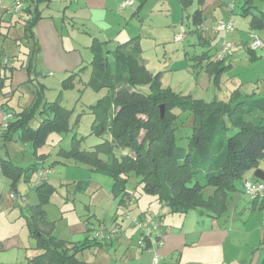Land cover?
I'll return each instance as SVG.
<instances>
[{"label":"rangeland","instance_id":"rangeland-1","mask_svg":"<svg viewBox=\"0 0 264 264\" xmlns=\"http://www.w3.org/2000/svg\"><path fill=\"white\" fill-rule=\"evenodd\" d=\"M231 4H234V10L230 9ZM245 4L250 6L251 12L264 11V0H224L223 4L221 1L219 4L216 2L211 8H208L204 14H208V22L211 21L212 16L215 17L212 20V27H215L216 35L211 39L208 37L204 44L201 43L203 39L200 41V38L196 36V34H201V31L193 32L194 27L191 24V14L197 7H200L199 4L193 2L186 10H182L177 0H163L157 8L150 9L153 10L149 12L151 18L146 19L152 21L153 24L150 28L157 31L159 37V39H154L152 34H148L144 39L142 50L147 68L154 75L160 71L159 77L163 87L169 86L176 92L191 94L193 97L203 98L207 101L217 98L228 102L232 91L248 95V98L264 96V46L257 50L252 49L254 53L251 52V48L242 45L235 46L233 53L224 58L218 73L207 72L205 67H202L203 65L196 64L194 58L195 55L208 51L212 55V59H215L217 50L225 41L235 43V40L237 41L239 38L237 35L241 32L247 36L248 41L250 33L253 32L264 43V28L247 30L245 23L249 16L241 14V6ZM188 15L190 18L187 17ZM164 16L168 19L170 16L173 19L177 18L178 23L183 18V28L186 30L187 38L181 39L182 41L175 38L174 40L172 33L168 30L164 32L161 27V24L166 21ZM218 19L233 20L235 29L226 31L217 28L216 21ZM20 34H22V25L17 23L11 29L9 36L16 37ZM19 41H22V44L12 43L7 39L4 45L2 44L3 47L1 46L0 54H4L6 58H14V62L18 61V59L15 60L17 54L14 53L18 50H25L23 40ZM108 47L109 44L106 43V48ZM88 63L85 62L83 65ZM47 72L52 73L47 74ZM47 72H43L46 74L44 77L37 78L47 87H44L42 91L44 99L53 101L58 98L60 103L70 110L69 130L50 132L45 143L38 149H34L31 144L25 145L18 139L5 141L0 138L1 156L9 157L10 155L9 159L24 167L36 163L40 168L49 169L46 180L47 184L51 185L49 189L44 185L39 188L43 183L39 186L35 184L37 177L36 171H34L28 180H24L22 177L17 185V190H13L6 185L8 180H5L0 172V264H29V258L36 254L38 251L35 248L37 239L30 233L28 218L34 212L32 209L40 204L45 218L54 222V234L60 238L71 241H91L89 239L95 237V232L100 224L105 225L108 232L113 229L119 231L116 235L107 236L103 241L98 238V241H101L104 246L92 245L77 252L76 256L79 260L92 264H137L139 261L133 252L139 255L138 249H142L138 244L141 231L137 226L130 224L127 219L124 220L123 211H127L132 217L146 216L157 219L161 226L162 223L170 220L169 227L171 228L178 227L177 224L181 223L182 219L185 227H193L198 220L201 224L202 220L199 217H202L203 214L198 208L182 214L171 213L156 194L143 191V185L138 182L134 173L122 174V177L127 180L126 190L129 192L130 198L126 206H119L117 210V199L112 195L114 178L109 174L92 171L89 165L78 162L75 157H65L61 154V151L73 147L85 151L92 150L95 144L103 140L91 133L90 126L93 115L89 112V106L95 104L99 98L105 95L107 89L94 91L85 85V81L89 77V68L84 69L74 79L73 87L62 89V91H60L61 81L70 72L65 73L62 77L58 72L54 73L53 70ZM31 77H35V74L32 73ZM216 77L217 80H215ZM57 82H59L58 86L54 87ZM32 88L36 87L32 84L29 86L22 84L15 89H8L9 91L6 93L8 109L20 110L21 107H28L34 98ZM142 89L147 91L148 88L143 86ZM39 120V116H36L30 123L37 127ZM176 123V145L186 146L187 136L191 133L192 118L188 112H184ZM14 136L16 137V135ZM6 149L9 155L5 154ZM125 152L128 150L118 149L115 151V155L120 157ZM100 157L107 159L106 154H100ZM258 168L264 170V158L260 160ZM253 172L254 170L246 171L243 178L255 179ZM236 186V190L229 192L226 202L227 213L229 211L230 213L225 212L222 218L227 219L231 229L234 227V233L232 232V237L228 241L242 249L248 241L252 240V234L249 232L251 229H261L264 232V206L262 208L256 206L263 198L264 193L256 199H251L244 195L241 180L236 182ZM211 190H213L211 186H206L204 188L205 196L210 194ZM11 193L15 195L14 199L10 196ZM233 208L235 212L231 214ZM116 214H118L117 219L114 218ZM129 229H133L131 237ZM127 230L130 232L124 234ZM120 233V237L123 239L118 243L116 239L119 238L117 235ZM89 234H92L93 237ZM256 236L257 234H254V239ZM108 240H112L111 244ZM125 240L127 241L126 245ZM263 240L264 235L260 238V242L259 240L255 241L252 248L255 249L261 244L263 246ZM163 243L164 240L162 244H153L152 248L143 249L149 250L147 251L149 253L152 252L151 255L158 254V264H188L191 260L189 256L192 254L199 255L214 264L218 263L217 260L198 251V247L195 246L186 247L174 252L167 259L160 260L158 248ZM100 248L102 249L100 250ZM191 252L192 254H190ZM248 254L250 257L249 251ZM145 263L148 264L146 260Z\"/></svg>","mask_w":264,"mask_h":264},{"label":"trees","instance_id":"trees-1","mask_svg":"<svg viewBox=\"0 0 264 264\" xmlns=\"http://www.w3.org/2000/svg\"><path fill=\"white\" fill-rule=\"evenodd\" d=\"M48 1L30 0L24 6L27 17L22 38L31 44L26 64L29 70L38 51L33 26L42 17L40 5ZM181 1L187 6L191 0ZM249 7L246 4L241 6V14L249 16V29H263L264 11L254 13ZM204 20L203 10L195 9L191 15L194 31H199ZM90 50L92 58L89 63L70 72L61 81L60 91L73 87L80 72L90 69L85 85L94 91L107 89L105 95L89 106L93 115L91 133L103 140L92 150L73 147L61 151V154L75 157L78 162L89 165L92 171L112 176V195L117 199L118 207L126 206L130 198L126 190L127 180L122 174L134 173L143 185V191L156 194L171 213L182 214L200 208L208 211L210 216L224 214L229 192L237 189L236 182L241 180L243 184L246 179L243 178L244 173L257 168L264 158V96L248 98V95L232 91L228 102L217 98L207 101L176 92L169 86L163 87L159 72L154 75L142 62L137 36L112 49L106 48L105 41L94 38ZM194 58L196 64L203 65L209 73L220 72L224 62V59H217L216 54L212 59L208 51ZM3 62L8 66L9 58H4ZM10 76L0 77V87ZM143 86L148 88L147 91L142 89ZM43 90L40 87L34 91L33 101L28 107L19 111L4 109L5 113H12V119L6 127H0L2 139L11 140L16 135L18 140L38 149L50 132L69 130L70 110L58 98L45 100ZM184 112L191 116L192 128L187 136V145L178 146L176 122ZM36 116L40 118L37 127L30 123ZM118 149H127L128 152L117 157L115 151ZM100 154H106L107 159ZM39 168L36 163L23 167L10 159H0V172L13 190H17L22 177L28 180ZM35 184H41L39 188L43 185L48 189L51 187L47 180ZM206 186L213 189L207 196L204 194ZM32 210L34 212L28 222L31 235L37 239L35 248L38 251L29 258V264H92L79 260L76 254L92 245L102 246L104 239L98 241L92 234H89L93 237L89 239L92 242L60 238L54 234V222L45 218L41 204ZM153 237L143 238L142 249L152 248L162 235Z\"/></svg>","mask_w":264,"mask_h":264},{"label":"crops","instance_id":"crops-1","mask_svg":"<svg viewBox=\"0 0 264 264\" xmlns=\"http://www.w3.org/2000/svg\"><path fill=\"white\" fill-rule=\"evenodd\" d=\"M15 1L16 0H0V36H2L0 37V50L2 44L4 45L7 39L12 41V43L14 42L18 44H22V41L19 40H23L25 50H18L15 52L14 54H17L15 60L18 59V61L14 62V58H9L8 66H5L3 62V59L6 57H4V54H0V77L2 75L3 77L11 75L10 78L6 79L0 87V127L5 113L4 109L8 107L6 105V93L10 89H15V87L22 84L27 86L32 84L36 87L35 89H31L32 94H34V91L40 87L47 88L46 85L41 83L42 81H39L37 78L44 77L46 74H43V72H47L49 70H53L54 73L58 72L59 76L62 77L65 73L72 72L74 69L82 66L85 62H89L92 58L90 45L92 44L94 38H97L100 41H105L107 45L109 44L108 48L112 49L117 44L137 36L141 49V59L145 66L146 59L143 56L142 50L145 37L148 36V34H152L154 39H159L157 31L150 28L153 24L152 21H147L146 19L151 18L149 17V12L157 8L163 0H133L132 5L123 9L119 7L123 0H49L47 3L40 5L42 17L33 26L38 51L35 55L33 67L31 68L32 70H29L26 68V64L31 44L22 38L23 24L24 19L27 17V13L24 11L23 16H17V18L15 16L16 14L12 10ZM177 1L180 3L182 10H186V8L193 2H197L200 6L197 8H201L203 10V14L216 2H218V4L220 1L221 4L224 2V0H204L203 2H200V0H191L187 6H184L181 0ZM22 2L26 7L30 3V0H22ZM151 8H153V10H150ZM232 10H234V8ZM164 17L166 21L161 24L162 30H164V32L168 30L172 33L174 39L181 27L183 28V18L180 19V23H178L177 18L173 19L170 16L168 19L166 16ZM187 17L190 18V15ZM207 17L208 14L205 15L204 23L199 28L201 34H196L197 37L200 36V41L203 39L201 43L206 42L204 40H207L208 37L211 39L216 35V30H214L215 27H212V20L215 17L212 16L211 21L209 22L207 21ZM15 23H20L22 25V34L16 37H11L9 36L10 31L16 26ZM245 25L247 26V30H249L248 21ZM237 36L239 38H237V41L235 40L236 46L242 45L247 47L249 44L247 36H245L242 32ZM185 38H187L186 30L182 40ZM200 41L198 40V42ZM251 52L254 53V51ZM11 65L14 67L9 70ZM158 72L160 71H157V73ZM32 73L35 74V77H31ZM58 83L59 82H57L54 87H57ZM24 107H21L20 110ZM0 138L2 137L0 136ZM107 138H110V136L107 135ZM12 140H17V136ZM23 143L25 145L30 144L28 142ZM5 154L9 155L7 149ZM9 157L0 155V159H9ZM6 185H8L7 181ZM77 188H79V186H77ZM210 192H212V190ZM234 204L236 203L234 202ZM256 206L258 208H262L264 206V196ZM116 207L118 210L119 207ZM198 209L203 214L202 217H199V219L202 220L201 224L200 220H198L193 227H185L182 219L181 223L177 224L178 227L171 228L169 227L171 223L170 220L166 221V223H162V229L160 228L161 231H159L163 236L162 238L164 243L160 248H158L160 260L167 259L174 252L182 250L186 247L192 248L195 246L198 247V251L212 259L217 260V264H247L248 260V264H259L260 262L264 264V245L261 246V244L255 249L252 248L255 241L259 240L260 242V238L264 235V232H262L261 229H251L249 232L252 234V240L248 241L246 243L247 245H244L243 248L240 249L237 247L238 245L228 241V239L232 237V232L234 233V227L232 229L230 228V225L226 221L227 219L222 218L223 214L214 217L212 215H208L210 214L208 211L200 208ZM234 212L235 209L233 208V213L231 214H234ZM117 216L118 214H116L114 218L117 219ZM129 230H131V232ZM129 230H127L124 234L130 232L129 235L131 237L133 236V229ZM254 234H257L255 239L253 237ZM120 235L121 233L117 235L119 236L118 239L115 238L117 240L116 242L123 239ZM77 240L80 239L77 238ZM108 241L111 244L112 240ZM126 242L127 241L125 240V245ZM262 242L264 243V240ZM101 245L104 246V244ZM102 248H100V250ZM138 250L140 251L139 255L133 252V255L139 258L137 264H146L145 260L148 264H152V252L149 253L147 252L149 250H143L141 248ZM241 251L243 252L241 253ZM248 251L250 253V257ZM192 252L190 254H192ZM189 258H191V260L188 264H214L199 255L196 256L192 254ZM149 260L150 262H148Z\"/></svg>","mask_w":264,"mask_h":264},{"label":"built area","instance_id":"built-area-1","mask_svg":"<svg viewBox=\"0 0 264 264\" xmlns=\"http://www.w3.org/2000/svg\"><path fill=\"white\" fill-rule=\"evenodd\" d=\"M132 4H133V0H123L120 3L119 7L123 9ZM230 6H231L230 8L234 7L233 4H231ZM12 10L16 14V16L18 17L23 16L24 3L22 2V0H16L13 4ZM216 27L224 29L226 31H232L235 28V22L231 19H228V20L218 19L216 21ZM184 34H185V30L184 28L181 27V30L175 35V39L181 40ZM263 46H264V43L261 40V38L257 34L251 32L250 40H249V47L253 50H257V49L262 48ZM233 48H234L233 41L232 42L225 41V43L221 46V48L217 50L216 58L220 60L224 59L227 55H230L232 53ZM51 73L52 72H47V74H51ZM11 118H12V113L10 112L4 113L1 126L6 127ZM48 171L49 169L47 168H39L36 173V177H37L36 183L46 180ZM243 193L244 195L250 197L251 199L260 197L264 193V181L246 178L243 181ZM10 196L12 197V199L15 198V195H13L12 193L10 194ZM123 213H124L123 218L125 220L127 219L130 224L135 225L140 229L141 234H140V239L138 240V244L141 247L144 245L143 243L144 237H148L152 239L154 238L153 236L161 234L158 229L159 223L156 219L146 217V216H133L132 217L127 213V211H124ZM118 232L119 231L117 229H113L110 232H108V228H106L105 225L100 224L99 228L95 232V236L99 239H104L107 236L116 235L118 234ZM162 241L163 240L161 237L159 240H157L156 245L162 244ZM151 261H152V264H158L159 262L158 254L155 253Z\"/></svg>","mask_w":264,"mask_h":264},{"label":"water","instance_id":"water-1","mask_svg":"<svg viewBox=\"0 0 264 264\" xmlns=\"http://www.w3.org/2000/svg\"><path fill=\"white\" fill-rule=\"evenodd\" d=\"M160 111H161V116H162L163 115V105H161ZM253 175L256 179L264 181V170H262L261 168H258V167L255 168Z\"/></svg>","mask_w":264,"mask_h":264}]
</instances>
